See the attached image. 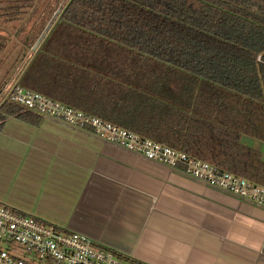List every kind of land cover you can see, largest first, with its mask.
<instances>
[{
    "label": "trees",
    "instance_id": "trees-1",
    "mask_svg": "<svg viewBox=\"0 0 264 264\" xmlns=\"http://www.w3.org/2000/svg\"><path fill=\"white\" fill-rule=\"evenodd\" d=\"M34 55L18 86L264 185V0H69Z\"/></svg>",
    "mask_w": 264,
    "mask_h": 264
},
{
    "label": "crops",
    "instance_id": "crops-1",
    "mask_svg": "<svg viewBox=\"0 0 264 264\" xmlns=\"http://www.w3.org/2000/svg\"><path fill=\"white\" fill-rule=\"evenodd\" d=\"M0 202L144 264H264V206L49 116L3 120Z\"/></svg>",
    "mask_w": 264,
    "mask_h": 264
},
{
    "label": "built area",
    "instance_id": "built-area-1",
    "mask_svg": "<svg viewBox=\"0 0 264 264\" xmlns=\"http://www.w3.org/2000/svg\"><path fill=\"white\" fill-rule=\"evenodd\" d=\"M10 101L40 116L85 128L98 137L149 160L179 168L194 178L264 206V185L222 170L208 161L144 138L129 129L14 83L1 101ZM0 264H144L95 242L84 234L0 202Z\"/></svg>",
    "mask_w": 264,
    "mask_h": 264
},
{
    "label": "rangeland",
    "instance_id": "rangeland-1",
    "mask_svg": "<svg viewBox=\"0 0 264 264\" xmlns=\"http://www.w3.org/2000/svg\"><path fill=\"white\" fill-rule=\"evenodd\" d=\"M68 1L0 0V87L8 92L19 80Z\"/></svg>",
    "mask_w": 264,
    "mask_h": 264
},
{
    "label": "water",
    "instance_id": "water-1",
    "mask_svg": "<svg viewBox=\"0 0 264 264\" xmlns=\"http://www.w3.org/2000/svg\"><path fill=\"white\" fill-rule=\"evenodd\" d=\"M34 56H35V55H34ZM33 59H34V57H33ZM31 62H32V60H31ZM31 62H30V63H31ZM30 63L28 64V66L30 65ZM28 66H27V68H28ZM27 68H26V69H27ZM26 69H25V71H26ZM25 71L23 72V74L25 73ZM23 74L21 75V77L23 76ZM21 77L19 78V80L21 79Z\"/></svg>",
    "mask_w": 264,
    "mask_h": 264
}]
</instances>
